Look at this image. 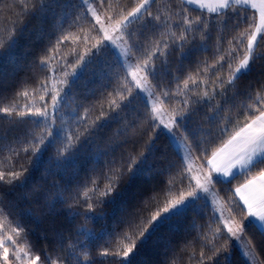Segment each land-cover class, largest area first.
<instances>
[{
  "label": "snow or ice",
  "instance_id": "snow-or-ice-1",
  "mask_svg": "<svg viewBox=\"0 0 264 264\" xmlns=\"http://www.w3.org/2000/svg\"><path fill=\"white\" fill-rule=\"evenodd\" d=\"M0 264H264V0H0Z\"/></svg>",
  "mask_w": 264,
  "mask_h": 264
},
{
  "label": "trees",
  "instance_id": "trees-1",
  "mask_svg": "<svg viewBox=\"0 0 264 264\" xmlns=\"http://www.w3.org/2000/svg\"><path fill=\"white\" fill-rule=\"evenodd\" d=\"M22 51H23V50H22ZM14 238H15V237H14ZM16 242H17V244H19L20 247L23 248L25 251H29V249H28V247H26V243H25L24 241L17 239ZM9 247L12 248L11 245H9ZM42 255H43V254L41 253V256H42Z\"/></svg>",
  "mask_w": 264,
  "mask_h": 264
},
{
  "label": "rangeland",
  "instance_id": "rangeland-1",
  "mask_svg": "<svg viewBox=\"0 0 264 264\" xmlns=\"http://www.w3.org/2000/svg\"><path fill=\"white\" fill-rule=\"evenodd\" d=\"M10 250H11V251H14V249H12V248H10ZM24 251H25V250H24ZM25 252H27V251H25ZM24 259H27V257H24Z\"/></svg>",
  "mask_w": 264,
  "mask_h": 264
}]
</instances>
